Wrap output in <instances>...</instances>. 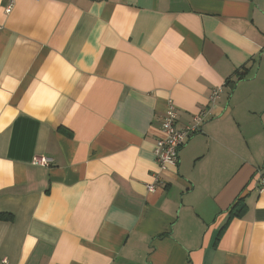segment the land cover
<instances>
[{
  "label": "crops",
  "instance_id": "crops-1",
  "mask_svg": "<svg viewBox=\"0 0 264 264\" xmlns=\"http://www.w3.org/2000/svg\"><path fill=\"white\" fill-rule=\"evenodd\" d=\"M258 171L264 0H0V264H264Z\"/></svg>",
  "mask_w": 264,
  "mask_h": 264
},
{
  "label": "built area",
  "instance_id": "built-area-1",
  "mask_svg": "<svg viewBox=\"0 0 264 264\" xmlns=\"http://www.w3.org/2000/svg\"><path fill=\"white\" fill-rule=\"evenodd\" d=\"M12 5H9L6 12L11 11ZM221 88H215L208 96L209 104H213L220 96ZM204 114L203 111L192 118V122L183 130L176 127V111L171 103L167 102L166 110L161 123L162 137L156 140V145L153 150L155 161L157 164V171H165L169 166H176L178 162V153L184 142L191 135L200 132V123ZM33 163L40 166H48L49 161L43 157L34 158ZM258 185L260 191L264 190V174L258 171ZM160 183L158 174L154 176L153 183L146 186L148 192L155 191L156 186ZM5 262L4 260L2 261Z\"/></svg>",
  "mask_w": 264,
  "mask_h": 264
},
{
  "label": "trees",
  "instance_id": "trees-1",
  "mask_svg": "<svg viewBox=\"0 0 264 264\" xmlns=\"http://www.w3.org/2000/svg\"><path fill=\"white\" fill-rule=\"evenodd\" d=\"M237 205H238V203H235L233 206H232V211L233 210H235L236 209V207H237ZM241 206H239V208H240ZM10 216L9 215H7V214H5V213H1L0 214V220H10Z\"/></svg>",
  "mask_w": 264,
  "mask_h": 264
}]
</instances>
